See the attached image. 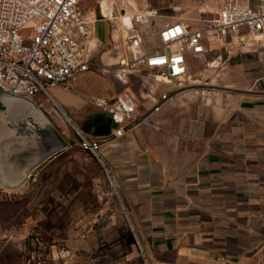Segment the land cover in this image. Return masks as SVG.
<instances>
[{
	"label": "crops",
	"instance_id": "0c3cea01",
	"mask_svg": "<svg viewBox=\"0 0 264 264\" xmlns=\"http://www.w3.org/2000/svg\"><path fill=\"white\" fill-rule=\"evenodd\" d=\"M157 2L102 0L98 7L87 8L96 21L86 50L97 65L71 78L68 87H52L53 99L44 93L33 99L35 111L69 141L46 162L76 143L57 124L68 115L94 136L118 127L91 96L116 103L118 93L126 91L142 112L175 82L149 78L145 67L115 68L126 51L125 16L150 50L160 44L159 31L166 23L198 26L200 18L221 7V0H179L174 5L162 0L160 6ZM102 4L111 6L113 17L103 16ZM150 8L158 10L150 24L132 21L133 14ZM100 21L110 23L104 39L96 36ZM150 29L158 38L156 46L150 43ZM209 52L214 56L208 57ZM188 61L189 79L201 82L194 66L206 63L202 78H213L209 82L219 88L186 91L157 114L160 128L141 124L129 129L102 148L103 156L152 264H264V47L240 28L202 54H190ZM13 100L12 107L26 108L24 100Z\"/></svg>",
	"mask_w": 264,
	"mask_h": 264
},
{
	"label": "built area",
	"instance_id": "2783aa9c",
	"mask_svg": "<svg viewBox=\"0 0 264 264\" xmlns=\"http://www.w3.org/2000/svg\"><path fill=\"white\" fill-rule=\"evenodd\" d=\"M101 6L106 7L101 10L104 17H113L109 4ZM157 15V9H145L133 14L132 21L150 24ZM95 21L83 0H0V88L34 100L41 93L53 99L52 87H68L71 78L97 65L86 50ZM199 21L198 26L185 21L166 23L159 31L161 44L150 50L143 46L135 25L126 26V51L115 68L134 71L145 67L157 77L175 82L142 112L137 111L136 101L126 91L118 93L116 103L91 96L90 100L111 111L118 123L108 134L94 136L75 125L77 145L104 166L119 197L102 148L141 124L160 128L157 114L198 85L188 83V56L202 54L214 42L227 41L240 28H246L264 47V0H221L218 10ZM200 89L209 92L206 87Z\"/></svg>",
	"mask_w": 264,
	"mask_h": 264
},
{
	"label": "rangeland",
	"instance_id": "374dc122",
	"mask_svg": "<svg viewBox=\"0 0 264 264\" xmlns=\"http://www.w3.org/2000/svg\"><path fill=\"white\" fill-rule=\"evenodd\" d=\"M101 1L83 0V5L90 9ZM108 33L110 23L100 21L96 36L104 39ZM148 34L156 46L155 30ZM214 54L209 52L208 57ZM205 68L206 63L195 65L201 82L189 79L188 83H210L213 78H202ZM156 74L145 70L149 78L156 79ZM213 82L193 90L219 88ZM57 124L75 142V124L65 118ZM124 206L104 166L73 143L39 167L23 187H0V264H152Z\"/></svg>",
	"mask_w": 264,
	"mask_h": 264
},
{
	"label": "water",
	"instance_id": "95a60500",
	"mask_svg": "<svg viewBox=\"0 0 264 264\" xmlns=\"http://www.w3.org/2000/svg\"><path fill=\"white\" fill-rule=\"evenodd\" d=\"M13 99L24 100L26 108L12 107ZM36 108L28 95L0 88V187H23L44 162L69 146L61 131Z\"/></svg>",
	"mask_w": 264,
	"mask_h": 264
},
{
	"label": "bare ground",
	"instance_id": "6f19581e",
	"mask_svg": "<svg viewBox=\"0 0 264 264\" xmlns=\"http://www.w3.org/2000/svg\"><path fill=\"white\" fill-rule=\"evenodd\" d=\"M110 7H111V6H110ZM124 23L131 25V19H130V16H129V15H127V16L124 17ZM68 116H69V115H68ZM68 116H66V120H67L69 123H72V122L70 121V118H69ZM74 126H75V125H74Z\"/></svg>",
	"mask_w": 264,
	"mask_h": 264
}]
</instances>
